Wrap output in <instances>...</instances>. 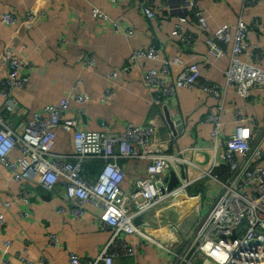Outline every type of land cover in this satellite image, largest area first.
I'll return each instance as SVG.
<instances>
[{"label":"built area","instance_id":"obj_1","mask_svg":"<svg viewBox=\"0 0 264 264\" xmlns=\"http://www.w3.org/2000/svg\"><path fill=\"white\" fill-rule=\"evenodd\" d=\"M140 2L147 17L157 16L153 0ZM242 2L244 8H250L264 3V0ZM181 7L190 11L203 29L207 27L206 18L196 0H183ZM40 14V10L30 8L27 22L36 21ZM95 14L113 30H122L128 35L134 32L132 26L110 18L104 10L95 8ZM1 21L12 25L17 17L3 12ZM253 31L264 32V19L254 16L246 21L239 16L234 31L231 24L224 23L207 37L209 49L217 57L225 53L223 44L232 45L223 84L204 77L201 64L190 62L180 54L161 57L160 50L154 46L133 50L134 61L144 57L161 60L160 68L150 67L142 71L144 83L155 104L168 109L180 87L197 86L218 99L216 109L209 111L204 118L212 124L211 153L205 168L187 158L182 151L173 153L165 148L158 136L159 128L154 124L129 123L123 132H115L110 129V124L103 121L104 130L80 129L77 117H68L65 113L73 101L86 103L90 99L86 92H74L57 103L46 105L23 123L21 131L16 130L13 120L21 112V103L15 90L25 88L29 76L22 72L25 65L23 59L9 58L8 75L0 81V95L4 98L0 109V165L10 169L16 181L33 180L51 192L60 184L65 198L72 202L73 215L83 216L86 204L96 206L101 210L99 218L104 227L111 232L108 241L94 257L83 259L71 252L70 264H114L125 256H134L137 252L128 242V235L144 237L158 244L169 254L170 264H264V164L261 163L264 124L256 114L235 107L232 112L234 129L226 136L223 118L229 88L249 101H253V89L264 91V50L249 38ZM172 33L187 50L194 47V32L185 31L182 25H178ZM80 61L87 69L96 64L92 54H83ZM202 64L209 66L207 60ZM175 65L181 69L173 77L172 67ZM108 76L115 78L116 72L111 71ZM82 82L83 78L77 80V84ZM112 95L113 90L108 86L104 89L102 100ZM84 113V107L77 108L78 115ZM170 116L173 117L171 113ZM60 131L73 133V153L54 151ZM171 135L177 136L173 131ZM15 148L19 149L20 155L14 160L10 154ZM138 157L148 159L147 175L136 178L132 188L125 190L122 187L125 169L119 159ZM92 159L103 162L100 174L94 179L85 174L86 164ZM181 164L185 166L184 178L181 176ZM189 167L200 172L190 175ZM172 170H175L180 182L169 190L166 178ZM208 182L219 186L215 196L211 192L190 194L193 185L199 183L205 186ZM180 193L198 202L191 230L175 234L174 225L168 224L167 228H171L174 235L169 236L168 241H159L149 236L142 221L135 223L138 216L144 217L148 211L168 200L178 199ZM19 198L25 203L31 202L27 188L22 189ZM12 203L4 202L0 224L6 222L5 210ZM21 214L27 216L29 213L24 210ZM241 218L246 219L247 227L234 233ZM50 240L52 245L59 243L56 235H52ZM4 244L3 262L6 263L12 242L5 240ZM24 260L25 264H37L31 259Z\"/></svg>","mask_w":264,"mask_h":264},{"label":"crops","instance_id":"obj_2","mask_svg":"<svg viewBox=\"0 0 264 264\" xmlns=\"http://www.w3.org/2000/svg\"><path fill=\"white\" fill-rule=\"evenodd\" d=\"M153 1L157 16L149 18L140 0H0V81L8 75L11 57L25 61L22 72L29 76L27 86L15 90L21 103V112L13 120L16 130L21 131L23 123L46 105L57 103L74 92H86L90 99L84 104L73 101L65 113V116L77 117L80 129L104 130L103 121L115 132H123L129 123L154 124L159 128L158 136L165 148L173 153L182 151L187 158L205 168L211 153L212 124L204 118L216 109L218 99L197 86L178 88L168 108L179 120L180 131L177 136H172L165 109L154 103L142 77L144 69L160 68L161 60L144 57L134 61L133 50L154 46L160 50L161 57L180 54L190 62L201 64L204 77L223 84L232 45L223 44L225 53L217 57L210 51L207 37L224 23L231 24L234 31L239 16L246 21L254 16L264 19V3L244 8L242 0H196L207 22L203 29L193 14L181 7L183 0ZM30 8L41 11L32 23L27 22ZM95 8L132 26L133 34L113 30L95 14ZM3 12L13 13L17 21L12 25L3 23ZM178 25L196 34L192 49L187 50L173 35L172 31ZM249 38L264 50V32L253 31ZM83 54H92L95 66L84 68L80 61ZM206 60L208 67L202 64ZM262 64L264 67V57ZM180 69V66L172 67L173 77ZM111 71L116 72L115 78L108 76ZM79 78H83V82L77 84ZM108 86L113 95L103 101L104 89ZM252 98L253 101H249L233 88L228 89L223 115L226 136L234 129L232 112L235 107L256 114L264 124V91L253 89ZM3 103L4 98L0 95V109ZM79 107L85 108L84 114H77ZM54 151L73 153V133L60 131ZM19 155V149L15 148L10 157L15 160ZM119 162L125 169L122 182L125 190L132 188L136 178L147 175L146 158H120ZM261 163L264 164V154ZM102 168L103 162L92 159L86 164L85 174L91 179L97 178ZM199 172L197 168L189 167L190 175ZM23 188H27L31 196L29 204L19 198ZM196 188L202 195L211 192L215 196L219 191L214 182L205 186L198 183ZM181 200L178 204L182 206ZM5 201L13 203L5 210L6 222L0 224V264H25L24 258L37 264H70L71 252L83 259L94 257L111 235L100 220L101 210L96 206L86 204L85 214L77 217L71 213L72 202L65 198L60 184L51 192L33 180L16 181L12 171L0 165V211L4 210ZM159 207L148 211L141 224L147 233H150L149 228L157 229L154 236L157 240L168 241L169 236L164 234L168 227L167 215H162L166 211L163 209L160 213ZM24 210L28 211L27 216L21 214ZM191 218L194 222L195 213ZM52 235L58 237V245L51 244ZM5 240L12 242L6 263L3 262ZM127 240L137 253L123 257V264H170L169 254L158 244L136 235H128Z\"/></svg>","mask_w":264,"mask_h":264},{"label":"rangeland","instance_id":"obj_3","mask_svg":"<svg viewBox=\"0 0 264 264\" xmlns=\"http://www.w3.org/2000/svg\"><path fill=\"white\" fill-rule=\"evenodd\" d=\"M190 174H192V170H190ZM196 192H197L196 185H193L191 187L190 194L195 195ZM181 196L182 195L180 193L178 195V199L168 200L166 203L161 204L160 207L158 208L160 213L163 209L166 211L162 215H167V217L165 218L168 221L167 225L168 224L174 225V227L176 228L175 234L178 232H181V231L191 230L195 224V221L191 222V220H192L191 217L194 216V213H195V215L197 213L196 212L197 211L196 206L198 205V202L196 203V201L194 199H192V198L190 199L189 197H187L185 195H184L185 197H181ZM179 200H181L180 203L182 204V206L180 204H178ZM169 205H172V206L169 207ZM188 210H189V212H188ZM163 225H165V224H163ZM147 230H149L150 233H148V234L151 237L152 236L154 237L156 235V232H158V230L154 229V228H152V229L149 228ZM153 233H155V234H153ZM122 261H124L122 258L118 259L117 264H123Z\"/></svg>","mask_w":264,"mask_h":264},{"label":"water","instance_id":"obj_4","mask_svg":"<svg viewBox=\"0 0 264 264\" xmlns=\"http://www.w3.org/2000/svg\"><path fill=\"white\" fill-rule=\"evenodd\" d=\"M165 115H166V120L169 123L173 133L175 135H178L180 128L178 127L179 125V120L176 119L175 117H171L170 113L168 111L167 108H165ZM178 127V128H177ZM209 159V158H208ZM180 171H181V176L184 178L186 177V173H185V166L183 164L180 165ZM166 180L168 181V189H172L174 186H176L179 182L180 179L177 175V173L175 172V170H172L169 174V176H167ZM143 216H138L135 219V223L140 224L142 221ZM247 227V221L245 218H241L238 226L236 227V229L234 230V233H239L242 231V229Z\"/></svg>","mask_w":264,"mask_h":264},{"label":"bare ground","instance_id":"obj_5","mask_svg":"<svg viewBox=\"0 0 264 264\" xmlns=\"http://www.w3.org/2000/svg\"><path fill=\"white\" fill-rule=\"evenodd\" d=\"M164 234H168V236H173L174 234L171 233V228L165 227Z\"/></svg>","mask_w":264,"mask_h":264},{"label":"trees","instance_id":"obj_6","mask_svg":"<svg viewBox=\"0 0 264 264\" xmlns=\"http://www.w3.org/2000/svg\"><path fill=\"white\" fill-rule=\"evenodd\" d=\"M94 171H95V168L92 169V172H94ZM223 171H224V170H223Z\"/></svg>","mask_w":264,"mask_h":264}]
</instances>
